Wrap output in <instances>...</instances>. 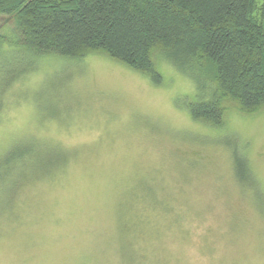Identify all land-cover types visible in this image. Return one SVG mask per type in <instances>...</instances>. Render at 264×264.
I'll return each instance as SVG.
<instances>
[{"label":"rangeland","instance_id":"374dc122","mask_svg":"<svg viewBox=\"0 0 264 264\" xmlns=\"http://www.w3.org/2000/svg\"><path fill=\"white\" fill-rule=\"evenodd\" d=\"M14 31L0 16V36ZM156 63L160 84L104 55L0 44V162L36 145L43 170L67 153L0 195V264H264V110L193 120L205 90Z\"/></svg>","mask_w":264,"mask_h":264},{"label":"trees","instance_id":"16d2710c","mask_svg":"<svg viewBox=\"0 0 264 264\" xmlns=\"http://www.w3.org/2000/svg\"><path fill=\"white\" fill-rule=\"evenodd\" d=\"M0 16L15 22L0 44L25 52L76 61L100 54L153 84L162 81L156 60L164 59L205 90L187 110L209 126L223 125L227 102L244 115L264 110V0H0ZM34 147L4 154L1 196L9 198L30 167L42 178L64 165L67 153L60 151L49 169L39 170L44 161L31 159L41 153Z\"/></svg>","mask_w":264,"mask_h":264}]
</instances>
